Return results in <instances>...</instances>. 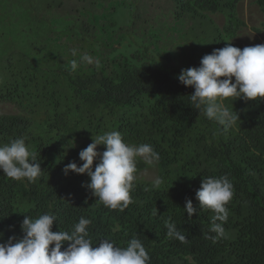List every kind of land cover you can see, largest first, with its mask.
<instances>
[{
	"label": "trees",
	"instance_id": "16d2710c",
	"mask_svg": "<svg viewBox=\"0 0 264 264\" xmlns=\"http://www.w3.org/2000/svg\"><path fill=\"white\" fill-rule=\"evenodd\" d=\"M27 1L0 0V103L16 111L0 113V144L23 138L43 172L33 182L11 180L0 172L2 242L22 237L25 215L51 213L57 217L53 231L68 230L81 217L91 219L94 245L108 239L123 247L138 235L150 264H264V99H226L225 106L237 111L240 121L223 130L191 107L188 97L194 89L179 82L184 69L175 61L169 63L163 55L159 62L111 56L112 48L99 46L95 26L55 23ZM172 1L180 16L225 15L223 29L214 26L206 55L225 47L245 26L236 14L242 0ZM256 4L264 15V0ZM189 43L185 49L192 64L197 49ZM83 52L98 57L102 67L78 63L72 71L70 62L79 61ZM111 130L127 143L151 144L160 155L157 175L165 181L157 189L136 179L133 202L123 211L104 207L92 195L87 174L64 173L71 162L82 166L76 143L85 149L92 138ZM145 167L138 162V170ZM223 175L235 194L226 205L225 235L213 243L204 234L215 213L199 209L188 217L184 207L188 199L198 207L195 195L203 178ZM156 209L158 215H153ZM169 217L187 243L167 237Z\"/></svg>",
	"mask_w": 264,
	"mask_h": 264
},
{
	"label": "clouds",
	"instance_id": "9594fccd",
	"mask_svg": "<svg viewBox=\"0 0 264 264\" xmlns=\"http://www.w3.org/2000/svg\"><path fill=\"white\" fill-rule=\"evenodd\" d=\"M77 54V49L71 50L72 56ZM78 63L94 65L97 70L102 67L101 60L88 52L80 53L79 61L73 59L70 62L72 71L78 68ZM177 79L185 87L194 89L188 97L191 107L223 130H228L240 121V114L225 106L226 99H264V44L240 49L228 43L205 55L199 67L182 70ZM92 141L79 153L82 166L71 162L66 165L64 173L87 174L90 177L87 188L92 195L104 207L123 211L133 202L131 192L137 179L138 162L142 161L151 168L158 165L160 155L151 144L125 142L117 130L107 131ZM98 146H104L105 150L98 152ZM144 171L147 173L148 169ZM0 172L11 180L33 182L43 171L36 152L19 138L0 144ZM164 183V178L159 175L152 178L153 188L158 189ZM234 194V185L227 175L205 177L195 195L198 207H194L191 199L186 200L184 211L188 217L198 214L199 209L215 213L208 232L204 234L205 239L216 243L224 237V224L229 216L226 205ZM153 215H158L157 209ZM56 221L57 217L51 213L35 218L25 215L20 225L22 237L11 236L0 243V264H150L151 257L138 235L123 247L108 239L94 245L88 231L91 219L81 217L70 229L53 231ZM165 228L168 238L188 242L184 231L171 217L165 221Z\"/></svg>",
	"mask_w": 264,
	"mask_h": 264
},
{
	"label": "rangeland",
	"instance_id": "374dc122",
	"mask_svg": "<svg viewBox=\"0 0 264 264\" xmlns=\"http://www.w3.org/2000/svg\"><path fill=\"white\" fill-rule=\"evenodd\" d=\"M256 1L242 0L237 5V18L245 26L229 40L234 47L243 49L264 44V15ZM28 6H33L40 15L50 16L55 23L73 25L77 21L95 26L99 46L112 48L111 56L119 55L134 62L145 58L159 62L163 61V55L169 63L176 62L183 69L200 66L215 36V27L222 30L225 24V15L221 13H206L204 17L177 15L172 0H29ZM188 41L197 49L192 64L187 62L190 51L185 49V44ZM15 112L12 105L0 103V113ZM80 144L75 146L82 151ZM97 151L103 152L100 146ZM154 176H157L156 166L146 165L137 172V179L147 182H152Z\"/></svg>",
	"mask_w": 264,
	"mask_h": 264
}]
</instances>
